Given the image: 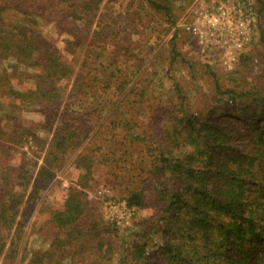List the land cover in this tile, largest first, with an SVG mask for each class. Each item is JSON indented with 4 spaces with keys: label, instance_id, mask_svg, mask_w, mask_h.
<instances>
[{
    "label": "trees",
    "instance_id": "obj_1",
    "mask_svg": "<svg viewBox=\"0 0 264 264\" xmlns=\"http://www.w3.org/2000/svg\"><path fill=\"white\" fill-rule=\"evenodd\" d=\"M103 1L0 0V64L15 59L0 73V96L12 101L0 100V116L9 104L13 111L38 105L59 116L37 172L25 158L17 166L2 163L39 135L15 116L4 124L0 117V256H15L21 202L37 198L67 155L79 151L75 164L83 171L52 212L57 231L50 247L25 264H83L90 256V264H264V64L257 62L264 53V0H257L259 39L239 53L232 83L206 70L215 86L202 106L178 81L153 100L148 86L113 84L124 69L108 70L101 83L104 70L89 74L63 55L97 44L112 48L117 60L122 52L135 55L136 20L116 9L99 16ZM143 1L175 24V0ZM48 24L54 32L44 29ZM21 65L33 68L34 83L26 88L12 83ZM147 107L143 120L139 112ZM101 167L131 205L152 209L135 220L131 235L102 217L84 224L95 208L90 182Z\"/></svg>",
    "mask_w": 264,
    "mask_h": 264
},
{
    "label": "rangeland",
    "instance_id": "obj_2",
    "mask_svg": "<svg viewBox=\"0 0 264 264\" xmlns=\"http://www.w3.org/2000/svg\"><path fill=\"white\" fill-rule=\"evenodd\" d=\"M175 1L177 3V8L175 9L176 20L175 24L172 25L171 21L163 13L151 10L143 0H104L99 16L116 9L117 11H122L123 19L128 20L129 18H134L136 20L137 27L135 32L132 33V42H135L136 46L133 43L131 44L133 54L135 55L127 56L121 51L122 55L117 60L114 57L112 48L103 44L90 46L83 50L78 49L74 52H71L72 50L67 52L64 49L63 55L69 60H72L79 68L83 65L89 74L92 71L99 72L98 68L104 70L100 72L104 74L100 78L101 83L108 78L105 74L108 70L118 72L120 69H124L123 72L118 73L120 77L113 84H117L122 80H128L127 86L129 88H131V83H139V85L145 87L148 86L150 88L148 92L151 93L150 97L153 100L157 99V95L162 86L170 87L174 81H178L188 92L192 101L201 105L204 93H210L215 86L214 77L211 73H206V70H210L211 68L220 71L222 82L232 83L233 79H231L232 74L230 72L237 67L239 58L232 68H228L222 63L218 52H213L211 55L203 52L197 38L194 35L192 37V34L181 23V21H184L186 11L195 0ZM256 4L258 9V3ZM114 12L117 13L116 11ZM259 20L252 42L243 51L249 50L259 39ZM260 22L264 26V18ZM125 24L128 23L123 22V27ZM44 29L55 31L52 24L46 25ZM176 32L178 33L175 34ZM174 36H176L175 41L171 44ZM58 38L61 39L62 36L59 35ZM60 45L65 46V43L60 41ZM173 50L178 52L177 60L174 63H172ZM75 53L77 57L73 56ZM263 58L264 53L257 61L260 67H263ZM8 60L5 61L6 64L15 62L13 58ZM2 64H0V73L7 71L4 69L6 64ZM8 70L9 72L12 71L11 68ZM32 71V67L26 70V66L21 65L14 78L15 82L12 83H15L17 88L31 86L34 83V79L30 77ZM236 76L238 77V75ZM252 78V76H248L249 80H252ZM71 84L70 81L67 85L68 88H70ZM67 95L68 91L65 94L62 106L59 108L60 112L67 100ZM84 98L86 101L88 100L86 97ZM0 100H5L4 96H0ZM5 101L6 103H12L8 99ZM14 109L13 111V104H9L4 111H1L0 117L2 124L5 123L4 121H15V118H13L15 116L17 118L16 121L18 120L22 125L33 128L39 137L36 140L32 136L27 137L23 145L17 146V150H13L12 156H7L6 159L2 160V163L10 162L11 165L17 166L25 158V161H28L27 168L33 172H37V168L43 163L45 148L53 135L56 124L59 122V116L55 115L57 113L53 111H50L49 115L45 114L44 109L38 105L24 106L21 107V110L20 106ZM150 110V107H147L144 112H139V116L143 120L147 119ZM11 112L13 116L9 115ZM53 119L54 123L50 124ZM3 137L5 136L3 135ZM7 139H5V143ZM78 153L79 151H75L67 155L64 163L54 172V177L49 185L40 191L37 198H29L27 196L21 202L19 205L20 212L17 217V224H20L22 227V232L20 241L16 247L15 256L11 255L9 251H6L0 256V264H25L34 255V252L37 253L38 250L43 251L50 247L53 236L57 231L56 225L51 220L52 212L56 208L63 207L68 187L78 181L83 171V169H79L75 164V158ZM106 173L107 168H98L94 172V177L90 182L89 196L95 208H92V214L88 211L84 217L85 226H89L91 221L100 217L105 221L111 222L105 215L103 198L100 193L101 190H103V194L125 197L120 188L117 187L118 184ZM150 214H152V209L137 207V213L132 225L128 228L117 227L120 232L122 231L125 234L131 235L129 228L134 226V222ZM88 240L92 243V238ZM90 253L87 252L85 255L88 256ZM86 258L83 260V264H90L92 257ZM66 262L70 263L71 261L68 259Z\"/></svg>",
    "mask_w": 264,
    "mask_h": 264
},
{
    "label": "built area",
    "instance_id": "obj_3",
    "mask_svg": "<svg viewBox=\"0 0 264 264\" xmlns=\"http://www.w3.org/2000/svg\"><path fill=\"white\" fill-rule=\"evenodd\" d=\"M256 3V0H195L181 23L197 38L203 52L209 55L218 52L222 63L232 68L256 34L259 20ZM100 193L106 218L118 227H130L137 206L131 205L126 197L103 194V190Z\"/></svg>",
    "mask_w": 264,
    "mask_h": 264
}]
</instances>
